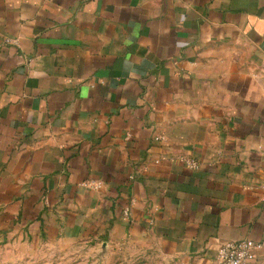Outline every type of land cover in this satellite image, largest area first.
Segmentation results:
<instances>
[{
  "label": "crops",
  "instance_id": "obj_1",
  "mask_svg": "<svg viewBox=\"0 0 264 264\" xmlns=\"http://www.w3.org/2000/svg\"><path fill=\"white\" fill-rule=\"evenodd\" d=\"M61 235L264 264V0H0V236Z\"/></svg>",
  "mask_w": 264,
  "mask_h": 264
},
{
  "label": "rangeland",
  "instance_id": "obj_2",
  "mask_svg": "<svg viewBox=\"0 0 264 264\" xmlns=\"http://www.w3.org/2000/svg\"><path fill=\"white\" fill-rule=\"evenodd\" d=\"M101 241L62 235L33 240L0 236V264H173L160 255L156 244Z\"/></svg>",
  "mask_w": 264,
  "mask_h": 264
},
{
  "label": "built area",
  "instance_id": "obj_3",
  "mask_svg": "<svg viewBox=\"0 0 264 264\" xmlns=\"http://www.w3.org/2000/svg\"><path fill=\"white\" fill-rule=\"evenodd\" d=\"M181 161L189 168L198 167L193 159L182 158ZM127 210H124L125 215L128 214ZM260 247L261 243L248 238L227 240L218 246L214 264H245L247 260L254 257L255 251Z\"/></svg>",
  "mask_w": 264,
  "mask_h": 264
}]
</instances>
